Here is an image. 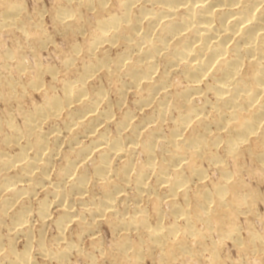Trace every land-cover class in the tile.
<instances>
[{"label":"bare ground","instance_id":"bare-ground-1","mask_svg":"<svg viewBox=\"0 0 264 264\" xmlns=\"http://www.w3.org/2000/svg\"><path fill=\"white\" fill-rule=\"evenodd\" d=\"M1 1L4 8V10L0 12L1 25L3 27H11L13 29L14 27L15 28L17 27L18 29L24 28L23 27L24 21L20 19V15L23 12L22 9L23 7L20 5V3L18 2L19 4H16L17 1L11 2L12 0L11 1L1 0ZM108 1L109 0H78V3L80 2L83 5L84 3L86 4L88 3V6L90 5L89 8L93 7L92 9H94V5L96 3L98 7L96 8L98 9V11L95 17V25H94L95 29L93 31L94 33L93 38L89 40V43L88 41H86L88 43L86 48L88 50V54L90 53L91 55L90 56L91 59L83 64L81 70L82 72L77 73L79 75L78 77L76 76V80L72 79V81L65 80L63 81V83L61 82L63 88L62 96L59 97L57 95L50 94L51 96L47 95L48 97L44 98L45 101H43V103L41 102V104L38 103L35 104L32 110L28 109L29 111H24L21 108V111L23 112L22 116H24L23 120L25 121L24 122L25 127L23 128L24 130L22 131L18 130L12 121L7 120V123L10 125L11 130L9 135L4 134V136L6 135V137L4 138L3 143H5L6 146L5 147L3 146V149L5 148L4 150L3 149L0 150V225L4 220V217L8 213V210L14 205L19 204L18 207H15L17 209L15 213L13 212L14 215L12 214L13 215L12 224H11L12 226H10L12 228H10V230L13 231L15 230L17 232L20 230H22V232L24 230H27L26 228L28 222L29 207L25 205V203H23L22 199L23 197L28 198L24 194L27 195L31 194V191L34 192L36 188H38L42 183L45 182L47 178L49 164L53 158L52 155H54L52 153L53 152L52 148H49L51 150L47 151L48 147H46L47 146L46 144H47L48 136H50V133L46 134V131L43 130V123L45 120L48 121L51 120V122L58 120L57 118L61 116L60 115L62 114L61 112L64 109H67L68 117L65 122V125H67L66 128L68 127L71 128L74 125L73 121H75L74 120L75 117L82 116L84 119L82 118L81 120L79 117V119L81 120V121L79 120L80 121L79 124H82V126L84 125L85 132L83 133L82 130H81L82 133L80 131L78 132L81 133L82 136L83 134H85L88 138L91 137L92 141L90 143L91 145L89 144L87 146H82V147L80 145L79 147L80 149H78L75 153H72L71 151L70 152L72 153L71 155L68 154L69 156H67L66 154L67 156V159H65L66 162L64 161V166L60 168L61 171L58 176L62 177V175L63 176L66 175L67 177V175H70L71 177V174L74 172V168H77L76 165L80 160L82 161L84 158H86L89 155V153H91V151H93L92 152L93 154L95 151H99L98 154L96 153L98 155L97 162L96 163L94 162L96 158L92 160L95 163L93 165L94 166L93 173L95 174V177L97 178L100 177L104 179L107 178L109 174H111V176L113 175L112 172H114V169H112L113 166L112 159H116L117 157L119 158L126 157V159L124 158L125 161H123L124 162L123 165L121 164L122 166L120 165L121 167H118L119 169H117L114 172L117 176L116 179L114 178L115 181L109 180L110 182H107L103 185L101 190H103L104 198L100 200L101 202L98 205H96L97 203L92 200L94 203H96L95 204L96 206L94 208H91V211L90 210L88 211H90L89 214L90 213L93 214L94 219L97 222H101L102 218L106 217L105 215L107 213L117 214L115 211V204H116L115 201H117L118 199L116 198L119 197V199H121L120 197L122 194L121 195L119 194L120 192H122V190H125L129 182L134 183V188L136 187L137 190L136 192H138V194L141 193L140 195H143L142 192L145 191L149 192L151 187L147 183L146 179L148 177L149 179L153 178L150 175L154 171L155 166L157 164V162H155L156 160L155 154L156 152L158 153L159 151V150L157 151V148L162 147L168 152V154L166 153L167 156L165 158L162 157V159H165L164 161L162 162L160 161L161 163H158L160 164V169L155 170L158 171L156 172L155 175L157 177V180L161 184V188L165 198H162L163 196L161 197L158 194L155 195H158L160 199L162 198V200L167 198V201L171 207V213L175 216V218L182 217L185 219L186 225L182 227V229H184L182 232H184V234L186 232L188 236L189 235L194 236L195 239L197 238L199 240V242L200 240L201 242L202 241L204 242L205 239L203 240L202 237L206 235L205 234L203 236L205 232L202 234L203 231L202 232L197 231V227L195 228V224L198 221L201 222L202 220V222H204L206 226L204 230L206 228L211 229L214 225H218L219 228H217L216 226L215 227L217 228V230L220 229L223 238H229V239L231 238L232 241L235 242L234 244L237 243L236 244L237 246L238 245L244 246L245 242L239 236V227L236 224L237 220L235 221V219H237L236 214L239 215V213H245L248 212L249 210L252 211L253 207L251 201H253L252 199H254L256 194L254 192L251 193L252 191L248 193L243 192V190H245L244 187L245 184L243 185L244 182L241 181L240 179H235V180L233 179V177H235L234 174H232L231 171L227 169L226 165H224L225 158L220 157L221 155L218 156L212 153L211 154L209 153L210 155H208L207 150L212 145H215L216 147V145L220 142L221 140L220 138L221 134L219 133L220 131H216L218 132V134L215 135L218 136L216 137L214 136L212 141H210V137L213 135V132H211L212 134L209 137V140L207 139V135L210 132L209 127L212 124L216 125L219 129H222L221 132H223L224 130L227 132V136L225 137L227 138V140L226 141L224 140L225 151L223 152H226L225 154L228 155V157L230 156L231 158H234L233 163L235 166H237V168H239V169L235 168L238 170V172L242 166L241 155L243 154V151L245 149H247V151L249 150L250 153L251 152L253 154L255 153L254 154V156L256 157L255 160H259L261 162H263L264 160V0H143L142 2H145L144 4L149 2L151 3V5L149 4L150 7H146L147 4L146 6H144V4L141 2L143 5L141 4L138 6L139 10L137 13L132 12V7L133 5L136 6L137 4H139L138 3L139 0H116L118 1L117 4L119 6L118 8H120V12L118 13L109 12V14L104 15L106 14L104 8ZM84 6L86 7V5ZM0 8H2V6H0ZM69 10L70 9L66 7H61L59 8V11L56 12L58 13L57 16L59 18L61 25L64 26L65 28L66 27L71 28L73 26L76 29H80L82 26L80 25L81 24L79 18L80 14L77 17L78 11L76 14L75 12L74 13L71 12L72 10L70 11ZM1 25L0 27H2ZM71 30L73 31V29ZM25 34L28 35L29 32ZM37 38L39 40V38L41 37L38 36ZM43 43L46 42L43 41ZM117 43H121L125 45V50L122 51V53H120L114 59L108 56L109 54H107V50L108 48L110 49V47H112ZM104 45L108 46L107 50L101 48V46ZM99 47L101 50L103 49L101 51L102 54H100V56H95L96 50L99 49ZM73 49L75 50V52L81 50L79 45L74 46ZM132 50L136 51V56L134 55L135 56V58H133L134 60L130 62L129 57L131 55L130 51ZM13 52H12L13 55H15L16 54L15 51ZM12 53L7 52L5 53V55L7 54L6 57L9 58L12 56ZM160 56L164 57V59L163 58L162 59L164 60L163 65L166 66L165 68H171L172 72L174 70L179 71L180 72L179 74L183 75L184 77L182 79H185L186 82H188V84L184 82L187 84V86L186 85L185 87L183 86V89L179 87L181 88L179 92L175 93V91H172L175 94L172 99V101L174 102L172 103L175 106L174 110L177 109L180 111L179 122L177 123L178 126L171 129V131L168 134H164V135H161V133H164L161 132L162 127L161 129L159 128L161 130L160 131L161 133L159 132L158 129L153 131L151 129L150 131H147L148 133L145 132L146 136L145 134H143L145 137L141 139L143 135L139 134L140 126L138 120L136 122L137 124L134 123L132 125L131 132H129L130 135L128 133L127 140L128 142H130L129 143L130 148L128 150L126 149L127 140L123 139L124 137L122 138L120 135L116 136L117 132L115 133L116 134L115 137L112 138V136L110 137V135L109 136L106 135L107 133L105 134V131L107 130L104 131L100 128L103 132L100 133L98 132L97 134L96 133L97 129H99L101 125L104 126V124L107 123L110 118H112L111 115L113 114L112 113L113 111L111 109L109 110L108 107L103 112L102 110L100 113L96 111V107L99 105L98 103L104 100V94L106 92L103 90V88L101 89V87L100 88L98 87V89L96 90L97 92L96 93L93 92L94 94H91L92 92L89 94L88 92L90 91H87L86 88V83L88 84L89 82L88 79L91 77L93 78L95 72L97 70L99 71L100 69L105 70L106 75H108V78L109 76L114 78L123 76L124 78L125 75V78L127 77L128 83L133 87H138L142 83L145 84L147 83L146 87L144 88V91L143 90L142 92L140 91L142 94L139 95L141 99H138L140 102L139 104L142 105L141 106L142 108H144L143 105L146 106L149 103L152 104V101L154 102L155 94L161 92V94L164 97L162 99L160 98L161 101L158 104L156 102L158 101L157 100L158 97H157L155 101L156 102L155 104L157 105L154 106L156 107L157 113L161 119H164L166 117L167 110L171 108L167 105L169 101L168 95H171L168 90V88L171 87V85L169 86L170 75L168 76V74L170 73L163 72L162 74L160 72L161 75L158 78L155 77L157 79L155 80H153L154 78L152 79L153 75H155L156 72H158V70L160 69L159 68L160 62L158 63L159 61L158 59ZM1 60H3L2 57ZM19 60L20 59H18L17 64H15L17 61L15 60L14 64L19 65V68L21 70H24L27 67L25 65L26 62H24L23 59H21L20 61ZM73 61L72 58L69 57L67 60L64 61V63L70 66L72 65ZM2 63L4 62L2 61ZM8 64L9 62L7 63V65ZM35 66H38V64L36 65L35 63ZM68 69L70 70L71 68ZM164 71L166 72V69ZM40 72L43 73V71ZM46 72L54 74L55 71L53 72V67L52 69L48 67L46 69ZM1 75L2 73H0V87L4 85L7 86L8 92L5 91V93L7 94L3 93L4 89L2 88L3 92L0 91V98L5 99L7 101L13 100L11 98L13 97L16 98L15 96L17 95L16 93L18 92L17 85L19 83L16 84V80L15 82H12L11 80H7L3 78ZM30 75L28 77H30ZM209 75L212 76V82L210 84L206 83L207 84L206 90L205 88H203L204 89L203 91L211 92L215 98L214 101L211 103L212 104L211 105L209 102L210 99L208 100L206 96L204 97L206 98L205 100H208L209 104L211 105V107L210 106L208 107L212 108L213 110L212 113L213 116L211 115L212 119L209 118L210 115L209 116L206 115L209 119H207L205 115H203L204 109H206L207 106L204 107L199 106L200 103H197L198 104L197 106L195 105L196 103H193V99H192L193 96L194 99L196 98L195 97L196 94L204 93L202 92L200 84L203 83L205 78ZM20 76H22V74ZM40 76L41 74L37 73L35 77L33 76L34 78L32 77L31 80L28 79L30 80L28 84L32 89L39 90V88L43 87L41 86V81L43 79ZM28 77H25V81L26 78ZM28 80L26 82H28ZM173 80L174 79H172V81ZM122 84L126 85V83H121V85ZM118 85L120 84L117 83L116 86ZM121 85L120 87H118L119 88L118 92L122 94L121 95L122 97H124L123 92H124V87L126 86L125 85L121 86ZM179 88H177V90H179ZM20 90H21L20 92L24 93L23 89ZM45 94L47 93H44V95ZM19 95H21V93H19ZM171 98L172 97L170 96V100ZM5 100L2 101L5 102ZM200 100H198V102ZM14 101L16 102V100ZM105 101L106 100H104V102ZM201 101L203 103V100ZM118 103L120 102L118 101ZM21 105L22 104H19L17 106L20 107ZM149 107L147 106V108ZM128 112L123 114V116L121 115L120 116L121 118L119 117L117 119V121L120 120L118 123L119 126L115 124L120 129L122 128V131H124L127 125L130 124L131 122L130 119L132 117L131 115H134V113L130 112L132 114H129ZM172 112H170L169 114H171ZM169 116H171L172 119V114ZM145 118L143 119L141 118L142 119L140 120L142 121L141 123H143V121L146 120L147 118H149V120L151 119L150 117H147L146 119ZM193 119L194 120L197 119L198 127L196 128H194V125L196 126V124ZM102 120L107 122L101 124ZM192 120L194 121V124L191 125H193L194 129L190 131L191 132L189 133L190 135L188 134L187 136L183 137L185 135V134L183 135V132L188 127V125H190V122ZM135 121L136 120H134V122ZM163 122L164 121H162V123ZM176 122H174V124ZM130 126L128 125V127ZM128 127L126 129H129ZM155 127L156 126H154V128ZM120 129L118 130V132L120 131ZM54 131L52 130V132ZM73 131L74 130H72L71 132ZM122 131L119 134H123ZM78 132H74V134L72 133V136L76 137V133L78 134ZM56 133H54V135ZM139 136H141V138H139ZM56 138L53 137V139ZM71 138L74 139L73 137ZM58 139L59 138H57V140ZM74 141L77 142L76 138ZM137 146L138 147L140 146L143 149L142 153H144L145 156H147V158L145 157L146 158V161H144L145 163L143 162V164H140L139 167L137 166L135 168L134 164L136 163H133L134 160L132 161L133 156H131V154L133 153V151L136 149ZM6 147L7 148L10 147V149H14L15 152L7 153ZM212 147L210 149H212ZM93 148H95L94 149L95 151L93 150ZM12 151L13 150H11L10 152ZM89 156H88L89 159L86 158L87 160H90ZM162 156H165V154ZM203 157L206 158L208 157L210 162L219 166V168L218 167L217 168L218 170H220L221 178L219 182L214 183V185H212L211 186L212 188L210 189H206V187H203L202 189H199V192L194 191L196 192L195 194L196 203H194L196 205L194 206L193 204L192 207H190L191 204H189L190 202H188L189 199L187 198L186 189L189 188L188 185L190 184L189 182H191L190 180L192 178H200V180L201 179L204 180L205 171L201 167V163L200 165L198 164V162H202ZM206 158L204 160H206ZM162 159L160 158V160ZM182 168L188 169L189 173L187 172L188 174L186 175L184 171H182ZM237 170L236 173H238ZM86 172L82 171L80 174L77 173L78 176H76L77 178L74 180L72 184V186L74 185L75 189H71V190L79 191V194L83 195L84 191L87 190V186H88L87 184L89 183L88 179L92 178V177L88 178V175L90 176V174ZM74 175L76 174H72V176ZM63 178L64 177H62L61 179L63 180ZM107 180L105 179L104 181ZM154 180L156 181V179ZM23 181H25L24 183L26 182H28L29 184L31 183L30 187L29 186H28L29 188L26 187L27 185L25 187L24 185L22 186V184H24ZM60 182L61 181L57 182V184L55 183L52 192L55 194V197L58 199V202L59 204H61V206L69 205L68 203L69 201H71V198L69 199L68 203H65L66 198H68V197L66 198L64 197L65 196L64 192H66L65 191L66 189L64 190L63 194L61 193L62 191L61 192L58 191ZM152 184H154V182ZM72 186L70 187L73 188ZM158 188H160V186ZM242 188L243 190H241ZM154 189L156 190V186L154 187ZM3 192H6L7 195H4L5 193L2 194ZM68 192L73 193V191L70 190ZM68 192L66 194H68ZM146 192L144 194H146ZM160 193L162 194V192ZM149 194H147V196H149ZM179 196L183 198L184 203L182 201H180L182 204L178 203L179 201H177V198H179ZM137 197L140 196L138 195ZM142 197L143 196H141V198ZM157 198L158 197H156V199ZM190 198L193 199L192 197ZM73 200L76 201V198H73ZM154 202L155 204L153 203L154 204L153 210L155 209V211L153 212H156V217L158 220L154 225H152L153 223L150 224L148 222L147 220L148 215L145 214L144 209H141V211L138 212L139 214H135L133 216L131 214V217L128 216L129 219L126 218L125 221L119 220L118 218V221L114 222V228L117 229L118 231L120 230L121 232L122 230L140 229L141 233L144 235V237H146L145 240L147 239L153 247L156 248L159 247L163 249L162 251L163 253L161 252V249L160 252L164 256L170 257L172 255L175 256L176 253L185 254L186 252V253H190L193 256L196 255L199 258L200 255H197L199 254L198 251L192 249L193 248L192 246L190 245L186 246L183 242L182 243L180 242L181 240L178 242L176 241L178 240L179 237H177L175 241L174 239L172 240L170 238L171 236H174L177 233V231H180L178 224L176 223L177 221L176 222L174 221L175 223H171L169 225L163 224L161 220V218L165 216L163 215L162 212L163 207H160L161 204L159 203V200L155 201L154 199ZM168 203H166L165 205H167ZM48 205L50 204L47 202V200L45 202L43 201L41 202L39 209H37L38 211L37 213H39L40 216L44 218V220L47 219L48 212L51 207L50 206L48 209ZM71 205H69L68 209L62 210V213L60 212L61 215L59 217L57 216L58 218L57 220H55L60 228V232L61 230L64 229V225H67L66 222L67 221L69 222V220H73V217L75 216V213L71 209L72 207L70 208ZM85 209L87 208L85 207ZM82 212L80 213L82 214ZM84 213L85 212H83V214ZM122 216L124 217L125 214ZM83 219L84 218L79 217L78 220H76L80 224L82 232L93 233L95 231L94 226L96 225V223L95 222L87 223ZM208 230L206 231L207 232L211 231ZM128 233H124L123 231L122 237L116 244L115 251L117 249L118 252L116 254L117 257L121 259V261L129 260L131 258L137 259L139 258V256L140 258H142L141 255L143 252L141 249L142 247L141 244H139L138 242L137 243L133 242L132 239L129 238V236L127 235ZM210 233L208 234L210 235ZM208 234L205 237H207ZM58 237L59 239L65 240L63 238V234L61 233L59 234ZM1 238H0V264H34L31 260V257L29 256L30 254L27 251H22V252L15 251L13 238L8 239V241L10 239L11 240L10 243H7L9 244L7 249L3 248V240ZM247 238H249V240L246 242L248 243L249 250H251L252 252L255 250L258 251L257 249L264 251L263 234L261 235L255 233L250 228L248 231ZM195 239L194 241L198 243L197 240ZM74 245H77V243L76 244L74 243ZM74 245L69 242L68 244H66L65 246L63 245L61 248H58L57 250L55 249L47 250L40 242V249L42 248V250L40 251L44 252L43 253L44 257L46 256L47 258L57 257L59 261H61V263L62 262L65 263L66 262L65 260L70 250L73 247L74 248L76 247ZM152 246H149L148 249H150V247ZM218 247L214 246L211 249L209 248L210 254L212 253L215 258H217V255H219L217 254L219 251ZM178 254H176V256ZM162 257L160 256L161 259ZM214 257L212 258L214 259ZM172 258L175 259V257Z\"/></svg>","mask_w":264,"mask_h":264},{"label":"rangeland","instance_id":"rangeland-1","mask_svg":"<svg viewBox=\"0 0 264 264\" xmlns=\"http://www.w3.org/2000/svg\"><path fill=\"white\" fill-rule=\"evenodd\" d=\"M13 1L14 2L17 1L16 4L20 3V5L23 7L22 8L23 12L20 15V19L24 21V24H23L24 28L18 29L16 27L17 28L16 29L14 27V29H13L11 27H3L0 23V25L2 26V27H0V61H1L0 62V73H2L1 76L3 78H5L7 80H11L12 82H15V80H16V84L19 83L17 85L18 92L16 91L17 92L16 93L17 95L15 96L16 98L13 97V98H11L13 100H8V101L0 98V140H1L0 141V150L3 149V146L4 147L6 146L5 143H3L4 138L6 137V135L4 136V134L9 135L10 130H11L10 125L7 123V120L12 121L18 130H21V131L24 130L23 128L25 127V125H24L25 121L23 120L24 116H22L23 112L21 111V108L24 111L32 110L33 106L35 104H37V103L41 104V102L43 103V101H45L44 98L51 96L50 94L57 95L59 97L62 96V94H63L62 93L63 92V88H62L63 81H65V80L66 81L67 80L72 81V79L76 80V76L78 77V75H79L77 73L82 72L81 70H82L83 64L88 62L91 59V57H90L91 55H90V53L88 54V50H87L86 46L89 43V40L91 38H93V34H94L93 31L95 29V27H94L95 17H96V13L98 11V9H97L98 7H97L95 2H94L95 3L94 9H92L93 7L89 8L90 5L88 6V3L87 4L84 3V5H86V7H85L82 3H80V2L78 3V0H74V2H73V0H71V1L70 0H65V1L64 0H12L11 2H13ZM75 1L77 2V4ZM109 1L107 2V4L105 5V8H104V11L106 12V14H104L105 12L103 14L107 15V14H109V12L110 13L120 12V8H118L119 6L117 4L118 1H116V0H109ZM142 1L143 0H139V2H138L139 4H137L136 6L133 5V7H132L133 13H137L139 10L138 6L141 5L142 3L143 4L145 3ZM0 2H1L0 6H2V8H0L1 9L0 12H2V10H4V8H3V4H2L1 0H0ZM146 4H147V6H146ZM146 4H144V6H146V7H150V5H151V3H149V2H147ZM87 6H88V8H87ZM61 7H66L68 9L72 10L71 12H73V13L75 12L76 14L78 11L77 17L80 14V16H79L80 23H81L80 25H82L80 29H76L73 26L71 28H69V27L65 28L64 26L61 25L59 18L57 16L58 13H56L59 11V8H61ZM74 9H76V10H74ZM0 19H1V16H0ZM0 22H1V20H0ZM9 29L11 32L9 31ZM71 29H73V31H75V32H73ZM28 32L32 37L29 34L28 35L25 34ZM35 34H36V36H35ZM38 36L41 37V38H39V40L37 38ZM42 38H44V39H42ZM43 41L46 43H43ZM86 41H88V43ZM77 45H79L81 50H78L77 52H75L73 47L77 46ZM112 47H110V49H109L108 46H105V45L101 46V48H103L105 50H107V48H108V50H107V54H109L108 56H110L111 58H114V59L120 53H122V51L125 50V45H123L121 43H117V44L113 45ZM99 49H100V47H99ZM99 49L96 50L95 56H100V54H102L101 51L103 49L102 50L101 49L99 50ZM13 51H15V53H16L15 55H13V53H14ZM17 51H18V53H17ZM132 51H130L131 55L129 54L130 55V57H129L130 62L133 61L134 60L133 58H135V56H136V51L135 50H132ZM7 52H11V53L13 52L12 56H11L13 59L11 57H9V58L6 57L7 54L5 55V53H7ZM2 54H4V55H2ZM1 57L3 60H1ZM19 57H22V58H19ZM69 57L72 58V61L75 59L73 61L72 65H70V66L68 64L66 65V63H64V61L67 60ZM16 58H18L20 60L23 59V61L26 62L25 65L27 66L26 67L27 69L25 68L24 69L25 71L21 70L19 68V65H15L18 63V59H16ZM162 58L164 59L163 56H160L158 59L159 60L158 63L160 62L159 63L160 69L158 68L159 73L156 72V74L158 76L155 74V75H153L152 79L153 78H154L153 80L157 79L161 75L160 72L162 74H163V72L164 73H170V74H168V76L170 75L169 76V83H170L169 86L171 85V87H169L168 90H169V93L171 95H168L169 96L168 103H171L172 105L167 103V105L171 108L168 107L169 110H167V115L164 118L166 120L161 119L159 117L157 110H156V107H155L161 101V99L164 97L161 94V92L160 93L158 92L157 93L158 95L155 94L154 102L152 101V104L149 103L146 106L143 105L144 108H142L141 107L142 105L139 104L140 102L138 99H141L139 95H142L141 92H142V90L144 91V88L146 87L147 83L146 84L142 83L140 85L141 88H140V86L133 87L132 85H130L128 83L127 77L125 78V75H124V78H123V76H120L118 78L117 77L114 78V77L109 76V78H108V75H106L105 70L100 69L99 71L98 70L96 71L98 73L95 72L96 75L94 74L93 78L91 77L88 79L89 82L87 81L88 84L86 83V88H87V91H90V92H88L89 94L91 92H92L91 94H94L93 92L96 93L97 92L96 90L98 89V87L99 88L101 87V89L103 88V90L106 92V93L104 92L106 94V97L104 94V100H106V101L104 102V100H103L100 103H98L99 105L96 107V111L98 113H100L101 110L103 112L108 107L109 110L111 109L113 111L112 112L113 114L111 115L112 118H110L108 120V122L103 121V120L101 121L102 122L101 124H104L105 122H107V123H105L104 126L103 125H101V127H99L100 125L98 126L99 129H97V132H96L97 134H98V132L99 133L103 132L102 130H104V131L107 130L108 132L105 131V134L107 133L106 135H108V136L110 135V137L112 136V138H113L117 134L116 136L120 135L122 138L124 137L123 139L127 140L128 133L131 132L132 125L134 123H136L138 120H139L138 123L140 126V127L138 126L140 128V129L138 128L140 130L139 131L140 135L145 134V132L148 133L147 131H150L151 129H152V131L158 129L159 132L162 130L161 132H164V133H161V132L160 133H161V135H164V134H168L171 131V129L178 126L177 123L179 122L180 111L177 109L174 110L175 106L173 104L174 102L172 101V99H173V96L175 94L172 91H175V93L179 92L181 90V88L183 89V86L184 87H185V85L187 86L188 82H186L185 79H182L184 77H183V75L179 74L180 73L179 71H175L173 69L174 71L172 72L171 68H165L166 66L163 65L164 60ZM15 60H17L16 63H15ZM160 60H163V61H160ZM2 61L4 63H2ZM6 61H7V63L9 62L8 65H7ZM35 63H36V65L38 64L39 67L35 66ZM41 67H43V68H41ZM48 67L51 69L53 67V72L55 71L54 74L46 72V69ZM68 68H71L72 70L71 69L69 70ZM163 69L164 70L166 69V72ZM40 71H43V73ZM18 72H20L22 74V76H20L21 74ZM30 73H31V75H30ZM37 73L41 74L40 77L43 79L41 81V86H43V87L40 86L41 87V88H39L40 91L38 89H36L38 91H36L35 89H32L28 84L29 81L32 79V77L33 76L35 77ZM29 75H30V77H28ZM21 77H23V78H21ZM25 77H28V78H26V81L28 79H30V80H28V82H26ZM155 77H157V78H155ZM207 77L205 78V80H207V81L204 80L203 83L200 84L202 92H204L203 88H205V90H206V87H207L206 85L210 84L212 82V76L209 75ZM172 79H174V80L172 81ZM179 80H181V81H179ZM123 81H125V82H123ZM184 82H186L187 84ZM117 83H119L120 85H121V83H126V85L124 84L127 87V88L124 87V92H123L124 97H122L121 96L122 94L118 92V90H119L118 87H120V85L116 86ZM127 84H129V85H127ZM24 85H25V87H24ZM179 87H181V88H179ZM2 88L4 89L3 90L4 92L2 91ZM177 88H179V90H177ZM0 89H1L0 91L3 93H5V91L8 92L7 86H5V85L1 86ZM20 89H23L24 93L20 92L21 91ZM41 89H42V91H41ZM125 89H127V90H125ZM172 89H174V90H172ZM137 91H139V92H137ZM19 93H21L22 96L19 95ZM44 93H47V94L44 95ZM172 93H173V95H172ZM204 93H202L204 96L201 93L196 94V96H195L196 101H195L194 96H193L192 97L193 103H196L195 105H197V106H198L197 103H200L201 105L199 104V106H202V107L207 106V108L205 107L206 109H204L203 115H205V117L207 119H209V118L212 119L213 110L210 107L212 105L211 103L214 101L215 98H214V95L209 91H205ZM5 94H7V93H5ZM118 95H120V96H118ZM170 96L172 97L171 100H170ZM205 96L208 100L209 99L212 100V101L209 100L211 105L209 104L208 100H205L206 99V98H204ZM156 98L158 101H156ZM200 98H201V100H203V103L200 100ZM2 100L3 101L5 100V102H3ZM14 100H16V102ZM18 100H19V102H18ZM198 100H200L201 102L200 101L198 102ZM118 101L120 103L121 102L122 103L120 104V103H118ZM155 101L157 102V104H155L156 103ZM19 104H22V105L19 107V106H17ZM205 104H207V105H205ZM147 106L148 107L150 106V107L147 108ZM173 106H174V108H173ZM208 106H210V107H208ZM125 111H127V112L129 111L128 112L129 114L134 113V115H131L132 116L130 119L131 122H130V124H128L129 126L130 125L131 126L128 127V125H127V127L129 129H126L127 127L125 126L126 128L125 127L124 128L126 131L124 130V128H123L124 131H122V128L120 129L118 127L119 126L118 123L120 120L117 121V119L121 115L123 116V114L127 113ZM206 111H208V112H206ZM130 112H132V113H130ZM147 112H149L150 114ZM153 112L155 115L153 114ZM170 112H172L171 113L172 119H171V116H169V115H171V114H169ZM61 113H62V114H60L61 116H59L60 118L59 117L57 118L58 120L52 121V122H51V120H49L50 122L48 120H45L43 123V130L46 131V134L50 133V136L47 135L48 136L47 144H46L47 145L46 147H48L47 151L51 150L49 148H52V150H53L52 153L54 155H52L53 158L51 157L52 160L49 164V169L47 172V178L48 179L46 178L45 182L42 183L38 188H36L34 190V192L31 191V194H29V195L24 194L28 198L23 197V199H22L23 203H25V205H27L29 207L28 222H27V228H26L27 230H24L23 232H22V230H20L18 232L15 230H14L15 232L13 230H10V228H12L10 226H12L11 224H12L13 215L17 209L15 207L19 206V204H16L8 210L9 214L8 213L6 214V216L4 217V220L2 221V223L0 225V238L2 237L1 239L3 240V248L7 249V247L9 246V244H7V243H10V240H11L10 239L8 241V239L13 238V244H14L15 251H17V252L27 251L30 254L29 256L31 257V260L34 264H115V263L116 264H119V263L120 264L121 263H123V264H264V251L257 249L258 251L255 250L252 252L251 250L248 249V243H246L249 240V238H247V237H248V231L250 228L255 233H258L261 235L263 234V236H264V160H263V162H261L259 160H255L256 159V157L254 156L255 153L254 154L252 152L250 153L249 150L247 151V149H245L246 151L244 150L243 154L241 155L242 156L241 157V159H242L241 165L242 166L238 172L237 169H239V168H237V166H235L233 163L234 158H231L230 156L228 157V155L225 154L226 152H223V151H225L224 146H225V141L227 140V138H225L227 136V132L224 129L223 130L225 132L224 131L221 132L222 129H219L216 125H213V124L209 127L210 132L207 135V139L209 140V137L212 134L211 132H213V135L210 137V141H212L214 136L215 137L218 136V135H215V134H218V132H216V131H220L219 133L221 135L220 134L219 135L221 138V140H220L221 144L219 142L216 145L217 148L215 147V145H212V146H214V147L211 146L213 150L210 149L211 148L210 147L207 150V152H208V155H210L212 153V154H216L218 156L221 155L220 157L225 158L224 159L225 160L224 165H226L227 169L229 171H231V173L234 174V176L236 177V178L233 177V179L234 180L240 179L241 181L244 182L243 185L244 184L246 185V186L244 185L245 190H243L244 187L241 190H243V192H246V193L252 191L251 193L254 192L256 194L254 199L249 198V199L253 200V201H251L252 207H253V210H252L253 212L251 210H249L248 212H245V213H239V215L236 214L237 219H235V221L237 220L236 224L239 227V236L245 242L244 246L243 245L237 246L236 245L237 243L234 244L235 242H233L231 238L230 239L229 238H223L221 235L220 229L217 230V228H219L218 225H214L212 227L213 229L212 228L211 229L206 228L204 230V228L206 226H205V223L202 222V220H201V222L198 221L195 224V228L197 227V231H200V232L203 231L202 234L205 232L203 234V236L205 234L207 235L208 233L211 232L210 235L208 234L209 237L208 236L205 237L206 235L204 237H202L203 240L205 239L204 242L202 241L204 244L201 242V240L199 242V240L197 238L195 239L194 236L191 235L192 236L191 237L190 235L188 236V234H186V232H185V234H184V232H182L184 230V229H182V227L186 225V221L182 217H176L175 218V216L171 213V207L167 201V198L162 200V198H165V196L163 194L161 184L159 183V181L157 180V177L155 175L156 172H158L155 170L160 169V164H158V163H161L162 161H164L165 159H162V157L165 158L167 156L166 153L168 154V152L165 149H163L162 147H158L157 151L158 150L159 151H158V153L156 152L157 155L155 154L156 160H158V161L155 160V162H157V164L155 166L154 171L150 175L153 178L149 179V177H148L146 179V181L150 185L151 189L153 190L154 187L156 186V190L154 189L152 191L150 189L149 190L150 194H149V192L145 191L146 194H144L145 192H142L143 195H140L141 193L138 194V192H136L137 190H136V187L134 188V183L129 182L127 185L128 187L126 186L125 190H122V192H120V194H119V195L122 194L120 197L121 199H119V197L116 198V199H118L117 201H115L116 202L115 211L117 214L109 213L110 214L109 215L107 213L105 215L106 217H103L101 222H97L94 219L93 214L92 213L89 214V212L91 211V208H94L96 205H98L101 202L100 200H102L104 198L103 197L104 196L103 190H101L103 185L107 182H110L109 180L115 181L117 176L114 172L117 169H119L118 167H121L123 165V163H124L123 161H125L126 157H124L125 159L123 157H120L121 159L119 157H117L118 159L116 157H115L116 159H112V165L113 166L112 165L111 166H112V169H114V172H112V174H113L112 176H111V174L108 175L109 177L107 176L108 180H107V178H104V179L100 178V177L97 178V177H95V174L93 173L94 172L93 171L94 170L93 165L98 160L97 154L99 151H95L94 150L95 148H93V150L95 151L94 154L92 153L93 151H91V153H89L90 156L88 155L90 157V160H87V159H89L87 156L86 157L87 159L84 158L82 161L80 160L77 163V165H76L77 168H74V172L72 173V174H76V175H74L75 177L72 176V174H71V177H70V175H67L68 178L66 177V175H64V176L62 175V177H64V178L66 177L65 179L63 178V180H62L61 179L62 177L58 176V175L61 171L60 168H62L64 166V161L66 162L65 159H67V156L71 155L72 153H75L78 149H80L79 148L80 145H81V147L89 145L91 143L92 139H91V137L88 138L85 134H83V136L81 134L82 132L83 133L85 132L84 131V128H85L84 125L82 126V124H79L83 118L82 116L75 117L77 119L76 120L74 118V120L76 122L73 121L75 126L73 125L72 126L73 128L68 127L69 128L68 129V128H66L67 125H65L66 119L68 117L67 116L68 111H67V109H64ZM206 115L207 116L210 115V117L208 118ZM151 116L155 117V118H152ZM167 116H169V117H167ZM79 117L81 120L79 119ZM145 117L146 118L150 117L151 121L149 120V118L146 119ZM141 118L146 119L143 121L144 124L141 123L142 122V121H140V120H142ZM156 118H158V119H156ZM133 119L136 121L134 122ZM160 119L164 122L162 123V121ZM193 120L190 122V125L194 124V121H195L196 126L194 125V128L198 127L197 119H195L194 121ZM148 122H150L151 124ZM174 122H176V123L174 124ZM157 123H158V125H157ZM115 124L118 126H116ZM76 125H77V127H76ZM142 125H143V127H142ZM190 125H188V127L186 128L187 130L186 129H185V131L183 130L185 132V133L183 132V135L185 134L184 136L182 135L183 137L187 136L189 133H191L190 131H192V129H194L193 125H191L192 128ZM154 126H156V127L158 126V127L154 128ZM117 127H118V130L120 129L119 132L117 130ZM161 127H162V129H161ZM52 130L53 131L56 130V131L52 132ZM72 130H74V131L71 132ZM81 130H82V132H81ZM141 130L143 133L141 132ZM188 130H189V132H188ZM78 131H80L81 133H79ZM121 131L123 134H119V133H121ZM74 132H78V134L76 133V137L72 136V133L74 134ZM54 133H56L55 134L56 136L54 135ZM96 133H95V135H96ZM124 134L126 135V137ZM129 135H130V133H129ZM145 136H146V134H145ZM145 136L143 135L142 138H141V136H139V138L143 139ZM53 137L54 138L57 137L59 139L58 140H57V138L53 139ZM71 137H73L74 139H72ZM75 138H76L77 142L74 141ZM70 141H71V143H70ZM129 143L130 142H128V140H127V145H126L127 150L130 148ZM137 147L133 151V153H132L133 155L131 154V156H133L132 161L134 160L133 163H136V164H134L135 168L137 166L139 167L140 164H143V162L146 161V158H147V156H145V154L142 153L143 149L140 146L138 148ZM8 148L6 147L7 153L8 152L9 153L15 152L14 149H10V147H8ZM159 148H162V149H159ZM11 150H13V151L10 152ZM163 150L165 151V153ZM71 151H72V153H70ZM139 151H141V152H139ZM66 154H67V156H66ZM161 154L162 155L165 154V156H162ZM252 154H253V156H252ZM160 158L162 160H160ZM205 158L206 157H203L202 162H198V164L200 165V163H201V167L205 171V177L206 178L204 177V180L203 179L200 180V178H192L190 180L191 182H189L190 184L188 185L189 188L186 189L187 198L189 199L188 202H190L189 204H191V206L189 205L190 207H192V205L194 203H196V195L195 194L197 191L199 192V189H202L203 187H206V189H210V188H212L211 186L214 185V183L219 182V180L221 178L220 177V175H221L220 170H218L219 166L210 162L208 157L206 158V160H204ZM93 159H95L94 160L95 163L92 161ZM199 161H201V160H199ZM80 162H81V164H80ZM235 168H237V169H235ZM185 169L182 168V171H184V173L187 175L189 173L188 172L189 170L186 169V171H185ZM236 170L238 173H236ZM82 171L83 172L87 171L90 174V176L88 175V178L92 177L91 179H88L89 183L87 184L88 185L87 190H86L87 192L84 191L83 195L79 194V191L71 190V189H75L74 185L72 186V184H73L74 180L77 178L76 176H78L77 173L80 174ZM92 174H93V176H92ZM105 179L107 181H104ZM148 179H149V181H148ZM154 179H156V181ZM59 181H61V182L59 183L60 186L58 188V191L59 192L62 191L61 193L63 194L64 190L66 189L65 190L66 192H64V195H65L64 197L65 198L68 197V198H66L65 203H68L69 199L71 198V201H69L68 204L69 205L72 204L70 206V208L72 207L71 209L75 213L74 217H76L77 215L78 216L80 215L79 217L84 218L83 220H85L87 223H89V222H91V223L95 222L96 223V225L94 224L95 225L94 226L95 231L93 233L92 232H84V233L82 232L80 224L76 221L79 218L78 216H77L78 218L73 217V220H69V222L67 221L66 222L67 225H64V229L61 230V232H60V228L57 225V222L55 220H57V218L61 215L62 210L69 208V205L64 204L65 206H61V204H59V202H58V199L55 197V194L52 192L53 186L55 185V183L57 184V182H59ZM102 181H103V184H102ZM24 182L25 181H23V183ZM153 182H154V184H152ZM28 184L29 183L26 182V183L22 184V186L24 185V187H25L27 185L26 187H28V186L30 187L31 183L29 185ZM70 186H72L73 188H71ZM159 186H160V188H158ZM30 190H29V192H30ZM69 190L73 191V193L68 192ZM156 191H157V193H156ZM194 191H196V192H194ZM67 192H68V194H66ZM77 192H78V194H77ZM160 192H162L163 195ZM2 194L7 195L6 192H3ZM72 194H73V196H72ZM147 194H149V196H147ZM155 194H158L159 196H161V197L163 196V197L160 199L159 196L155 195ZM4 195H2V196H4ZM138 195L140 197H137ZM122 196H123V198H122ZM141 196H143V197L141 198ZM156 197H158V198L156 199ZM190 197H192V198L194 197V198L191 199ZM73 198H76V201L73 200ZM154 199H155V201L159 200V203L161 204L160 207H163V209L161 208L163 210L162 211L163 215H165V216H163V218H161L163 224L169 225V224L175 223L177 221L176 223L178 224L180 231H177V233L174 236H171L170 238L172 240L174 239V241H175V239L177 237H179L180 239L178 238V240H176V241L178 242L181 240L180 242L181 243L183 242L186 246H189V245L192 246L193 247V248L191 247L192 249H194L195 251H198L199 254H197V255H200L199 258L196 255L193 256L190 253H186V252H185V254L184 253L183 254L176 253V254H178L177 256H176V254H175V256L172 255L170 257L164 256L162 254L163 249H161L159 247H157V248H159V249H157L156 247H153L147 239H146L147 240L146 241L145 240L146 237H144V235L141 233L140 229H139L140 232L138 229L122 230V232L119 230L122 233L121 234L117 229L114 228V222L118 221V218H119V220L125 221L126 218L129 219V217H131V214H132V216L135 214H139L138 212H140L141 209H144L145 214L148 215L147 216L148 222L150 224L153 223L152 225H154L156 223V221H158L157 217H156V212H153V211H155V209L153 210L154 204H155ZM46 200L50 204V205H48V209L50 206L51 207L49 209L50 213L48 212L47 219L44 220V218L41 217L39 213H37L38 212L37 209H39L41 202H43V201L45 202ZM77 200L81 203H79ZM92 200L94 202H96L97 204L94 203ZM177 201H179L178 203H180V204H182L180 201H182L184 203V200L181 196H179V198H177ZM136 202H137V205H136ZM166 203H168V204L165 205ZM87 205H88V207H87ZM195 205L196 204H194V206ZM91 206H93V207H91ZM85 207L87 209H85ZM84 209H85V211H84ZM165 209H166V211H165ZM167 209L170 211V213ZM81 210L85 213L83 214V212ZM88 210H90V211H88ZM135 211H137V212H135ZM80 212H82V214ZM133 212H135V213H133ZM124 214H125V216L123 217L122 215H124ZM206 230H208V231L211 230V231L207 232ZM116 231H118V232H116ZM123 231H124V233H128V231H129V233L127 234L129 236V238H131L133 242H135V243L138 242L139 244H141V246H142L141 249H142L143 253L141 255L142 258H140V256H139L140 260H139V258H137V259L131 258L129 260L121 261V259H119L117 257L116 253L118 251H117V249L115 251V248H116L117 242L120 240V238L123 235ZM58 233L63 234V238L65 240L59 239ZM57 237H58L59 242L57 240ZM194 239L197 240L198 243H196L194 241ZM60 240H63V241H60ZM40 242L43 244L44 248L47 250H49V249L50 250L51 249L57 250L58 248H61L63 245L65 246L69 242L72 243L73 245H74V243L75 244L77 243V245H74L76 247L75 248L73 247L70 250V252H69V254L65 260L66 262L64 261L65 263H63V262L61 263V261H59V259L57 257H50V258H47V256L44 257V254H43L44 252L40 251V250H42V248L40 249ZM199 243H200V245L201 244L202 245L200 246ZM114 244H115V246H114ZM148 245L152 246V247H150V249H148L149 248ZM214 246H216V247L219 246L218 247L219 251L217 253L219 255H217V258H215L212 253H211L212 255L210 254L209 248L211 249ZM38 247H39V250H38ZM243 247H244V249H243ZM160 249H161L162 253L160 252ZM78 250H79V252H78ZM160 256L161 257L163 256L162 259L160 258ZM172 257H175V259H173ZM212 257H214V259Z\"/></svg>","mask_w":264,"mask_h":264}]
</instances>
